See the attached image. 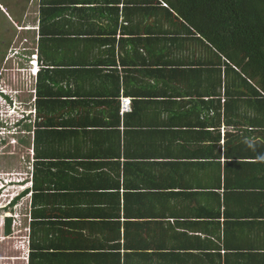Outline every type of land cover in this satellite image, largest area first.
Listing matches in <instances>:
<instances>
[{
    "label": "crops",
    "instance_id": "1",
    "mask_svg": "<svg viewBox=\"0 0 264 264\" xmlns=\"http://www.w3.org/2000/svg\"><path fill=\"white\" fill-rule=\"evenodd\" d=\"M30 1L0 4L35 82L0 89V264H264V109L213 49L133 0Z\"/></svg>",
    "mask_w": 264,
    "mask_h": 264
},
{
    "label": "trees",
    "instance_id": "2",
    "mask_svg": "<svg viewBox=\"0 0 264 264\" xmlns=\"http://www.w3.org/2000/svg\"><path fill=\"white\" fill-rule=\"evenodd\" d=\"M139 1L142 0H133L135 8H147L142 11L151 21H176L185 32L213 49L217 61L227 68L226 96L240 94L244 98L240 104L248 109H264V0ZM41 82L39 76L40 91ZM221 85L219 79L217 86L222 88ZM49 89L47 96L40 95L42 103L48 97H58L50 86ZM247 124L252 128L264 126L262 121H251V116Z\"/></svg>",
    "mask_w": 264,
    "mask_h": 264
},
{
    "label": "rangeland",
    "instance_id": "3",
    "mask_svg": "<svg viewBox=\"0 0 264 264\" xmlns=\"http://www.w3.org/2000/svg\"><path fill=\"white\" fill-rule=\"evenodd\" d=\"M28 0H0V4L4 6L5 10L8 12L10 16H19V14L25 9L29 2ZM0 7V89L5 91L12 90L7 86V84L11 85L13 88L17 89L19 92L21 90H24V86H32V84L35 86V82L32 79L31 73L27 74L29 72L30 66V60L32 54H25L24 56V42L29 41L32 43L31 38H26V35H23L24 32L20 31V28L12 24L6 16L2 13ZM14 19V18H13ZM16 21V19L14 20ZM17 22V21H16ZM19 26V23L17 24ZM31 46V45H29ZM31 53V52H30ZM30 56V57H29ZM34 66V64H33ZM14 70V71H12ZM22 72V73H21ZM30 79L31 81H28ZM7 84H6V83ZM14 90V89H13ZM1 92V91H0ZM12 96L15 95L14 92L10 91ZM4 100L0 98V118L2 119L3 113H8L9 110H6ZM4 105V107H3ZM19 148H11L8 147L5 149L4 153L11 152V154H20ZM0 152L2 150L0 149ZM17 158L14 157H2L0 159V162L3 164H13L16 161ZM22 233L16 234L14 236L17 237L18 240L15 239V241L12 242H20L19 247L20 251H15L12 246L9 244L10 241L5 242V251L4 254L6 256L11 255H18L20 258L24 255V241H23V231ZM2 245H0V248H2ZM18 249V248H17ZM19 251V252H18Z\"/></svg>",
    "mask_w": 264,
    "mask_h": 264
},
{
    "label": "built area",
    "instance_id": "4",
    "mask_svg": "<svg viewBox=\"0 0 264 264\" xmlns=\"http://www.w3.org/2000/svg\"><path fill=\"white\" fill-rule=\"evenodd\" d=\"M132 101L130 98H124L122 103V112L126 113L131 109Z\"/></svg>",
    "mask_w": 264,
    "mask_h": 264
},
{
    "label": "clouds",
    "instance_id": "5",
    "mask_svg": "<svg viewBox=\"0 0 264 264\" xmlns=\"http://www.w3.org/2000/svg\"><path fill=\"white\" fill-rule=\"evenodd\" d=\"M0 132H1V133H4V132H5V130H1Z\"/></svg>",
    "mask_w": 264,
    "mask_h": 264
},
{
    "label": "bare ground",
    "instance_id": "6",
    "mask_svg": "<svg viewBox=\"0 0 264 264\" xmlns=\"http://www.w3.org/2000/svg\"><path fill=\"white\" fill-rule=\"evenodd\" d=\"M36 72H37V70H36ZM34 73V72H33Z\"/></svg>",
    "mask_w": 264,
    "mask_h": 264
}]
</instances>
